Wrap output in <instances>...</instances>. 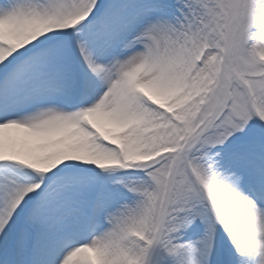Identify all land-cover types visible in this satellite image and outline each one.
<instances>
[{"label": "snow or ice", "instance_id": "snow-or-ice-1", "mask_svg": "<svg viewBox=\"0 0 264 264\" xmlns=\"http://www.w3.org/2000/svg\"><path fill=\"white\" fill-rule=\"evenodd\" d=\"M0 264H264V0H0Z\"/></svg>", "mask_w": 264, "mask_h": 264}]
</instances>
